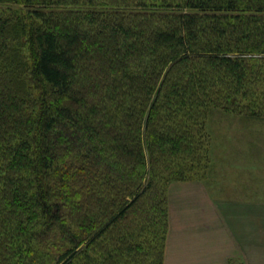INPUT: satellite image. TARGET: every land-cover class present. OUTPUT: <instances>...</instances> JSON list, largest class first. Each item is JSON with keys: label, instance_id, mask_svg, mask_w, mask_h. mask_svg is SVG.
Instances as JSON below:
<instances>
[{"label": "trees", "instance_id": "16d2710c", "mask_svg": "<svg viewBox=\"0 0 264 264\" xmlns=\"http://www.w3.org/2000/svg\"><path fill=\"white\" fill-rule=\"evenodd\" d=\"M11 4L0 264H164L170 184L209 177L208 117L264 119V0Z\"/></svg>", "mask_w": 264, "mask_h": 264}, {"label": "crops", "instance_id": "0c3cea01", "mask_svg": "<svg viewBox=\"0 0 264 264\" xmlns=\"http://www.w3.org/2000/svg\"><path fill=\"white\" fill-rule=\"evenodd\" d=\"M208 186L207 181L170 184L164 264H264V221L251 222V205L206 195ZM201 204L214 206L220 220L204 221Z\"/></svg>", "mask_w": 264, "mask_h": 264}, {"label": "rangeland", "instance_id": "374dc122", "mask_svg": "<svg viewBox=\"0 0 264 264\" xmlns=\"http://www.w3.org/2000/svg\"><path fill=\"white\" fill-rule=\"evenodd\" d=\"M205 133L209 164L207 171L202 170L209 176L205 194L230 204L251 205V222L264 221V119L216 111L208 117ZM212 208L199 206L204 221L220 220Z\"/></svg>", "mask_w": 264, "mask_h": 264}]
</instances>
